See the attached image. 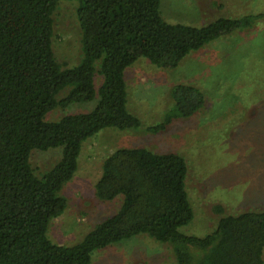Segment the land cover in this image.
<instances>
[{
  "label": "trees",
  "instance_id": "1",
  "mask_svg": "<svg viewBox=\"0 0 264 264\" xmlns=\"http://www.w3.org/2000/svg\"><path fill=\"white\" fill-rule=\"evenodd\" d=\"M60 1H76L82 58L63 69L52 50L53 14ZM160 0H0V264H90L94 251L147 235L171 247L175 264H264V211L223 215L204 238L179 230L193 219L183 157L144 148L109 155L95 184L101 202L123 197L120 210L78 244L47 238L52 220L67 206L59 195L76 169L82 144L104 129L137 131L140 121L126 108L125 70L139 58L173 70L191 52L252 29L264 14L220 18L203 27L168 24ZM103 84L92 111L46 122L55 108L94 100L95 63ZM69 89L65 97L57 95ZM164 121L146 128L163 132L173 121L203 109L195 86L176 84ZM60 149V159L36 175L30 155ZM220 216V217H221Z\"/></svg>",
  "mask_w": 264,
  "mask_h": 264
},
{
  "label": "rangeland",
  "instance_id": "2",
  "mask_svg": "<svg viewBox=\"0 0 264 264\" xmlns=\"http://www.w3.org/2000/svg\"><path fill=\"white\" fill-rule=\"evenodd\" d=\"M77 6L76 1H60L53 14L52 50L63 69L76 67L83 56ZM159 11L168 24L203 27L220 18L264 14V0H160ZM99 69L100 62H96L93 101L57 107L44 120L57 122L92 111L103 84ZM124 80L127 111L141 127L137 131L104 129L82 144L77 169L59 192L67 206L50 222L49 241L74 246L120 210L123 197L101 202L95 184L105 159L121 148L183 157L188 169L185 188L193 211L191 222L179 230L183 235L204 238L213 233L223 217L218 208L224 216L264 211V18L252 29L191 52L173 70L139 58L125 70ZM176 84L200 89L205 97L203 109L191 118L173 121L161 133L147 132L172 109L170 91ZM68 91H61L57 100ZM60 154V149L34 150L30 164L35 174L48 172ZM90 264H175V258L169 245L138 235L94 251Z\"/></svg>",
  "mask_w": 264,
  "mask_h": 264
}]
</instances>
